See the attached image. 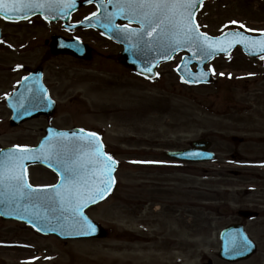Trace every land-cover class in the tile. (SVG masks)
<instances>
[{"label":"rangeland","instance_id":"rangeland-1","mask_svg":"<svg viewBox=\"0 0 264 264\" xmlns=\"http://www.w3.org/2000/svg\"><path fill=\"white\" fill-rule=\"evenodd\" d=\"M232 21L264 30V0H210L199 16L211 34L235 26ZM51 29L40 24L8 29L14 43L0 50V96L26 73L12 71L11 64L37 66ZM80 34L95 46L94 58L59 55L45 63L58 101L53 116L13 126L11 113L0 105V146L34 145L48 124L106 127L108 148L120 162L119 182L112 196L88 213L108 232L63 240L0 217V242L27 248L1 249L0 264H21L23 257L28 264H264V171L239 168L245 174L241 181L229 174L237 167L234 153L243 159L264 156V144L256 141L264 136V60L257 64L237 50L207 66L216 75L211 84L190 86L176 72L179 54L147 80L116 63L117 46L101 43L91 32ZM201 137L217 151L215 161L184 166L164 154ZM204 167L216 171L207 175ZM30 170L33 183L56 180L42 166ZM248 207L261 214L245 221L258 252L245 261H224L218 256L220 232L243 221L237 211Z\"/></svg>","mask_w":264,"mask_h":264},{"label":"snow or ice","instance_id":"snow-or-ice-1","mask_svg":"<svg viewBox=\"0 0 264 264\" xmlns=\"http://www.w3.org/2000/svg\"><path fill=\"white\" fill-rule=\"evenodd\" d=\"M74 3L75 0H62L61 6L71 7ZM202 3L203 0H118L115 15H123L125 19L139 23V29L125 25L124 31L129 37H137L139 40H143L144 35L152 36V41L145 42L148 44H164L173 51L185 46L191 51L195 47L197 52L193 55H199L201 59L217 52H228L239 44L251 54H259L264 59V31L258 34V38L239 30L224 32L216 37L201 32L195 16L196 9ZM51 6V0H0V11L13 16H24L35 9ZM239 27L245 28L243 24ZM147 71H151V68ZM206 75L207 73H202V77ZM24 79L27 80L28 77ZM76 139L87 141V144L75 148L74 159L69 156L66 145L59 148L55 145H41L38 149L17 145L15 150H9L0 162V195L24 207L26 212H31L37 218H48L46 212L39 211L42 207L53 212L58 210L61 213L58 220L63 219L67 213L70 218L67 227L78 234L87 235L96 230V225L85 215L84 209L103 199L111 190L115 183L113 173L119 162L104 151L97 133H86ZM85 147L88 149L86 152ZM41 158L50 163L54 161L60 168L59 183L33 187L29 182L25 162Z\"/></svg>","mask_w":264,"mask_h":264},{"label":"water","instance_id":"water-1","mask_svg":"<svg viewBox=\"0 0 264 264\" xmlns=\"http://www.w3.org/2000/svg\"><path fill=\"white\" fill-rule=\"evenodd\" d=\"M113 3H114V6H116L117 0H113ZM133 22H136V21H133ZM82 25L84 26L86 24L83 23ZM103 31L107 33L105 30ZM137 40L139 41V43L135 44V50L136 51L138 50L135 59L132 58V54H131L132 47L126 44H124L126 49L122 53V57L120 59L127 65L135 68L138 72L143 73L149 77H152L155 75V69L161 62L171 59L176 52H179L181 50H186L189 52V55L185 57V61L181 67V70H183L184 72L187 71L189 65L192 63L199 64L201 68L206 62L211 60L214 56L218 55L219 53H223V52H217L212 56H208L206 58L201 59L199 55H195V56L193 55V53L197 52V49L195 47H193L191 51H189L188 46H185L182 48H176L175 51H173L171 48L167 47V45H164V44H157L155 42L151 44L145 43L146 41H152V36H149V35H144L143 40H139L138 38ZM72 48L73 47H67L65 48L66 49L65 51H72L78 55H82L83 52H77L76 50H72ZM232 49L233 48H231L230 50ZM255 55H258V54H255ZM148 68H151V71H147ZM201 71H202V68H201ZM207 75L209 74L207 73ZM183 76L187 80L193 81V82H198V81L211 82L210 78L206 79L204 77H197L196 75H193L191 73H183ZM23 112H18V113L16 112L14 114L15 121H13V123H18L19 121L27 117H30L31 115L37 116L40 113H42L41 111H38V112H33L32 114L24 115L25 113ZM54 145L58 148L61 145H66L67 148L69 149V153H68L69 156L74 159L76 156V152L74 150L81 144L58 143V144H53V145L46 146V147H52ZM193 145L195 149L184 150V151H172V152H168V154L172 157H176L180 159H190V160H199L205 157L204 152L197 150L199 147L201 148L204 147V145L199 142H194ZM38 148L40 147H37L34 149H38ZM15 149L16 148L2 150L0 153V162L4 160V157L9 152V150H15ZM84 151L85 152L88 151L87 147L84 148ZM25 163H26V167L29 164L42 163V164L52 167L61 175V170L55 164L54 161L50 163L46 159L41 158L37 161H26ZM91 204H89L88 206H90ZM21 208H22L21 206L13 203L10 199L6 198L4 195H0V213L2 216L6 218L22 219L29 223L34 224V221H33L34 216L31 214V212H26L23 210L24 208L23 209ZM49 212L51 213L52 211L49 210ZM241 214H243L244 216L252 215L248 212H242ZM34 225L40 228L41 230H43L41 226H37V224H34ZM98 231L99 233L98 234L96 233L97 236L104 235V230L101 229L100 227H98ZM50 232H54V231L51 229ZM59 234L65 237H76V236H88V235H91L92 233L87 234V235H81L71 230V231H59ZM221 240H222V246H221V252L219 255L223 259L228 260V261L234 262V261L247 259L256 250L255 244L245 234L243 225H234V226H230L226 228L221 234Z\"/></svg>","mask_w":264,"mask_h":264},{"label":"flooded vegetation","instance_id":"flooded-vegetation-1","mask_svg":"<svg viewBox=\"0 0 264 264\" xmlns=\"http://www.w3.org/2000/svg\"><path fill=\"white\" fill-rule=\"evenodd\" d=\"M75 16H79V18H74ZM74 21H78V20H81L82 19V16H81V13H76L74 15ZM1 24V23H0ZM5 24L6 23H3V26H4V29L7 30V28L5 27ZM42 25L43 27H46V28H52L51 30H54L51 32V34L49 36H47L44 40V42H46L45 44L48 46V50L46 52L43 53V55H41L40 57V60L37 64L36 67L33 68V66H30L29 64L25 63V62H22V61H15V63L11 64V70L18 73V72H22V70L24 71H27V73H30L32 70H34L35 68L37 67H41V70L44 71V82L46 84V86H48V88L50 89L51 88V85L50 83L48 82L47 80V77L45 75V72H46V66H45V63L48 62V60L53 57L54 55H52L53 53L50 52V45H49V42L47 41L49 38H51L52 36H55V35H62V36H66L68 38H73V37H81V34L80 32H82L83 30H77V31H70V30H66L63 26L62 23H56V24H53V23H46L44 21H39L37 23V25ZM87 31V30H85ZM89 32V31H87ZM98 36V38L102 41L101 43H104V42H107L103 37L99 36L98 34H96ZM34 36H37V35H34ZM6 37H8V34L6 31H4V39L3 40H0V50H3V49H6V48H9L10 46H12V43L11 41H6L5 42V39ZM7 40V39H6ZM86 40V39H85ZM89 42V41H88ZM90 43V46L92 47V57L94 58L95 55H96V51H95V46H93ZM26 48V47H25ZM26 50H22L21 51V54H23ZM52 53V54H51ZM21 81V77L19 80H17L15 82V84H13L12 87H10L9 91L6 92V93H1L3 95L0 96V105L4 107V109H6L8 112H10V109H9V105L7 104V99H8V96L17 88V86H19V83ZM8 85V83H7ZM11 85V83H9V86ZM51 90V89H50ZM87 128V127H86ZM88 129H91V130H95V128H88ZM257 142L259 143H263L264 144V136H259L257 137L256 139ZM264 159V156H256L254 157V160H256L258 162V164H260ZM242 160V159H241ZM257 164V165H258ZM208 171V170H207ZM229 174H233L235 175L236 177L239 178V180H243L242 177L245 175V174H242V170L241 169H236L234 172H230ZM222 176H225V175H222ZM6 247H3V246H0V250L3 249V248H7V249H17V247H12V245L8 246V245H5ZM11 247V248H10ZM19 250H21L20 253H23V251H26V249L24 248H20ZM23 261L27 262L26 260V257H23L22 258Z\"/></svg>","mask_w":264,"mask_h":264}]
</instances>
